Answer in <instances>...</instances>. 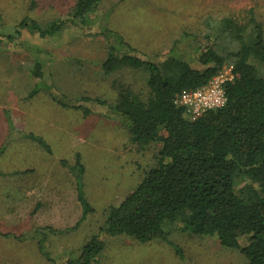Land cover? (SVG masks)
<instances>
[{
  "label": "rangeland",
  "instance_id": "rangeland-1",
  "mask_svg": "<svg viewBox=\"0 0 264 264\" xmlns=\"http://www.w3.org/2000/svg\"><path fill=\"white\" fill-rule=\"evenodd\" d=\"M76 2L0 0V169L53 167L49 176L58 184H51L60 192L65 189L67 207L71 206L66 220L52 222L48 217L52 213H42V207L35 206L37 196L21 199L17 175H5L0 180V235L9 236L1 237L7 243H0V264H43L44 259L66 264L80 255L86 240L98 235L107 248L97 264H247L238 249L224 248L215 237L173 231L170 243H139L101 234L107 209L119 205L143 180L157 164L161 148L159 143H133L126 122L107 116L108 106L116 103L122 89L145 97L149 88L142 70L103 73L108 47L101 30L119 33L147 58L161 63L175 40L181 41L188 55L208 39L214 40L216 21L224 17L246 24L253 12L264 26V0H103L91 19L89 15L85 19L87 28L66 26L49 38L25 28L20 29V36L7 39L24 18L45 26L72 13ZM207 33L212 36L206 38ZM37 61L43 66L45 84H38L33 75ZM36 88L38 93L30 95ZM55 91L67 107L54 102ZM28 133L44 140L51 156L36 142L22 140L20 136ZM80 165L84 168L82 190L94 211L79 220V204L73 203L77 202L75 173ZM41 175L35 173L36 178L30 177L35 182L31 181L37 185ZM33 242H39L40 261L34 258ZM25 255L31 258L27 263L22 262Z\"/></svg>",
  "mask_w": 264,
  "mask_h": 264
},
{
  "label": "trees",
  "instance_id": "trees-1",
  "mask_svg": "<svg viewBox=\"0 0 264 264\" xmlns=\"http://www.w3.org/2000/svg\"><path fill=\"white\" fill-rule=\"evenodd\" d=\"M102 1L77 0L72 13L45 26L26 17L7 39L20 36V29L25 28L41 38L54 37L66 26L87 28L85 19L88 15L91 19ZM101 34L108 47L103 73L142 70L147 73L149 88L145 97L122 89L116 103L108 106L107 116L126 122L133 143L161 145L157 164L119 205L107 209L101 234L125 236L139 243H170L173 231L215 237L224 248L238 249L247 264H264L263 24L253 12L246 24L224 17L216 21L214 40L208 39L189 55L181 49V41L175 40L161 63L147 58L117 32L102 28ZM227 64L234 65V79L225 85L224 107L193 119L175 104L178 95L207 84ZM33 75L39 84H45L39 61ZM54 95L55 103L68 106L57 99L56 91ZM20 137L51 152L33 133ZM79 169L75 181L85 218L94 209L82 190L84 168L80 165ZM104 247L101 236H93L80 256L66 264H92ZM175 249L183 258L181 249Z\"/></svg>",
  "mask_w": 264,
  "mask_h": 264
},
{
  "label": "crops",
  "instance_id": "crops-1",
  "mask_svg": "<svg viewBox=\"0 0 264 264\" xmlns=\"http://www.w3.org/2000/svg\"><path fill=\"white\" fill-rule=\"evenodd\" d=\"M51 71H49V74L51 75V73H50ZM50 75H49V77H50ZM38 84H39V81H38ZM28 134H30V133H28ZM22 140H25V138L24 137H22ZM37 145V144H36ZM38 146V145H37ZM41 148V147H40ZM42 149V148H41ZM46 154H49V156H51V153H52V151L49 153V152H46V151H44ZM54 168L53 167H51V166H49V165H41V166H38V167H35V168H32V169H30V168H26V167H22V168H18V169H16V171L14 172V171H8V170H1L0 169V180L1 181H3V178H5L4 176L5 175H10V174H16L17 175V177H18V182L21 184V186L19 187L20 188V197H21V199H34V197H38V199L37 200H35L34 199V203H35V206H38V207H42V208H40L39 209V211L40 212H50V213H52V215H51V217L50 216H48L50 219H51V221L52 222H55V223H60V222H62V221H64V220H66V218H65V216H67V213H70L71 212V206L70 207H67L68 206V201H66V197H65V195L63 194V193H65V189H63L62 188V190H61V192L60 191H58L57 189H56V185L55 184H51V183H57V182H51L52 181V179H51V176H49L50 174L52 175V173L51 172H53L54 173ZM42 173L43 175H41V178H37L39 181L37 182L38 184L37 185H35L33 182H35L33 179H31L30 177H32V178H36V177H33V175L35 174V173ZM63 173L65 174V173H67V171L66 170H64L63 171ZM33 182H32V181ZM33 183L34 185L33 186H31L30 185V183ZM19 183H18V185H19ZM23 183H25V184H23ZM58 184V183H57ZM51 185H53V186H51ZM38 189H39V193H37V191H38ZM57 191L59 192V193H57ZM77 194V193H76ZM3 196V194L2 193H0V197H2ZM76 197H75V200H77V202L75 201L74 203H73V205H76V204H79V207H80V209H79V211H78V215L80 216L79 217V220H80V218H81V215H82V209H81V205H80V203H79V201H78V194L77 195H75ZM60 202V204L59 205H57V206H59V207H54V208H51V206L53 207L54 205L56 206V203L57 202ZM62 203V204H61ZM71 205V204H70ZM75 206H73V208H74ZM75 209V208H74ZM74 209H72V212H74ZM47 220V219H46ZM78 220V221H79ZM70 221H72V220H70ZM77 221V222H78ZM76 222V223H77ZM80 222V221H79ZM78 222V223H79ZM78 223H77V225H78ZM49 228H51V230H54V231H56V232H58L57 230H56V228L57 227H53L52 225H49ZM1 237H5V236H1L0 235V243H7V240H5V241H2V239H1ZM118 237H120V236H118ZM8 238V237H7ZM103 240V239H102ZM17 242L19 243V244H23L24 242H20V241H18L17 240ZM103 242L105 243V247H104V250L102 251V253L97 257V259H96V264L98 263V261H99V258H101L104 254H105V251H106V248H107V246H106V242L103 240ZM87 243V240H86V242L83 244V246H82V248H81V251H80V254H81V252H82V249H83V247L85 246V244ZM27 244V243H26ZM30 244V243H29ZM30 245H32V248L34 249V253L36 254V256L34 257L35 259L37 258V260L38 261H40L41 259H42V254H41V252H40V248H39V242L38 243H36V242H33L32 244H30ZM42 255V256H41ZM80 256V255H79ZM79 256H77V258L79 257ZM77 258H75V259H77ZM31 260V258L28 256V255H25V257H24V259L22 260V262H24V263H27V262H29ZM49 260V259H48ZM47 259H44L43 260V264H50V262L48 261ZM115 258H114V263H116L115 262ZM108 263V262H107ZM95 264V263H94Z\"/></svg>",
  "mask_w": 264,
  "mask_h": 264
},
{
  "label": "built area",
  "instance_id": "built-area-1",
  "mask_svg": "<svg viewBox=\"0 0 264 264\" xmlns=\"http://www.w3.org/2000/svg\"><path fill=\"white\" fill-rule=\"evenodd\" d=\"M234 79V65L227 64L207 84L175 98V104L191 114L193 119L224 107L227 103L225 85Z\"/></svg>",
  "mask_w": 264,
  "mask_h": 264
}]
</instances>
